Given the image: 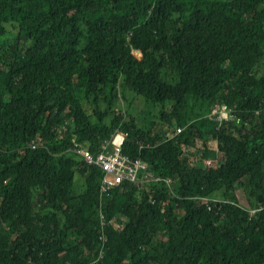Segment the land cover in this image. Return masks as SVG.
Listing matches in <instances>:
<instances>
[{
  "label": "trees",
  "instance_id": "1",
  "mask_svg": "<svg viewBox=\"0 0 264 264\" xmlns=\"http://www.w3.org/2000/svg\"><path fill=\"white\" fill-rule=\"evenodd\" d=\"M118 130L163 180L102 196ZM0 264H264V0H0Z\"/></svg>",
  "mask_w": 264,
  "mask_h": 264
},
{
  "label": "built area",
  "instance_id": "2",
  "mask_svg": "<svg viewBox=\"0 0 264 264\" xmlns=\"http://www.w3.org/2000/svg\"><path fill=\"white\" fill-rule=\"evenodd\" d=\"M210 119L221 125L224 121H229L233 118V109L227 105H217L212 113ZM62 130L61 132H63ZM122 130L116 131L111 140H106L100 145V151L95 152L88 146L78 143L71 148V152L80 156L84 163L90 168H99L106 172L102 183V196L112 192L114 189L121 187L125 182H133L140 187L146 186V181L151 183L162 181L160 177H155L150 169L148 163L142 159H134L130 155L124 152L126 140L129 137L128 133H122ZM182 132V128H178L177 133L174 136ZM118 135L115 137V135ZM86 149V150H85ZM85 150V151H84ZM189 152L188 149H186ZM193 162L199 161V156L196 159H192ZM217 160H205L203 164L206 167H214L217 165ZM142 171H146L141 173ZM167 183L172 185V180H166ZM206 204L210 203V200L205 198L202 202ZM260 208L252 209V213L255 214Z\"/></svg>",
  "mask_w": 264,
  "mask_h": 264
},
{
  "label": "rangeland",
  "instance_id": "3",
  "mask_svg": "<svg viewBox=\"0 0 264 264\" xmlns=\"http://www.w3.org/2000/svg\"><path fill=\"white\" fill-rule=\"evenodd\" d=\"M137 56L140 57L141 56L140 53H137ZM119 110L121 112L125 113L128 117H130V116L134 117L136 119V123L139 124L140 126H146L147 124H149V122L152 118L157 119V115L160 111V108L158 109V107H155L153 105L146 103L142 98L137 97L134 94H128V95L126 94V98H122L120 101ZM176 122H178L177 119L175 120V124H176ZM178 128H182V127H177L174 133H177ZM183 130L184 129L182 128V131ZM181 133H179V134H181ZM209 147L212 150L214 148H217V145L212 142L209 144ZM195 151H197V150H190L189 153H193ZM197 156H198V154H197ZM197 156H193L192 159H196ZM199 160L202 162H205V160H213V159H201L199 157ZM219 160H220V158H219ZM194 163H195L194 165L197 164V162H194ZM82 180L83 179L81 177L78 178L79 183ZM240 202L244 206L250 205L248 197L243 193L240 194Z\"/></svg>",
  "mask_w": 264,
  "mask_h": 264
},
{
  "label": "bare ground",
  "instance_id": "4",
  "mask_svg": "<svg viewBox=\"0 0 264 264\" xmlns=\"http://www.w3.org/2000/svg\"><path fill=\"white\" fill-rule=\"evenodd\" d=\"M118 135H120V134H117V135H115V137H117ZM79 143V141H77V139L75 138L73 141H72V147H74L75 145H77ZM83 146H85V145H83ZM86 147V146H85ZM86 150V149H85ZM84 150V151H85ZM145 162V161H144ZM103 172H104V175L106 174V172L104 171V170H102ZM144 172H146V171H142L141 173H144ZM149 172H150V169H149ZM155 176V175H154ZM126 182H128V181H125L124 183H126ZM123 183V184H124ZM148 183H150V181H146L144 184H148ZM122 184V185H123ZM121 185V186H122ZM138 185V184H137ZM139 186V185H138ZM140 187V186H139ZM141 188V187H140ZM203 199V198H202ZM214 199V198H213ZM217 201V200H216ZM202 202V201H201ZM210 205V204H209ZM252 207V206H251ZM253 208V207H252Z\"/></svg>",
  "mask_w": 264,
  "mask_h": 264
},
{
  "label": "crops",
  "instance_id": "5",
  "mask_svg": "<svg viewBox=\"0 0 264 264\" xmlns=\"http://www.w3.org/2000/svg\"><path fill=\"white\" fill-rule=\"evenodd\" d=\"M216 149V148H215ZM198 162V161H197ZM194 164V163H193Z\"/></svg>",
  "mask_w": 264,
  "mask_h": 264
}]
</instances>
